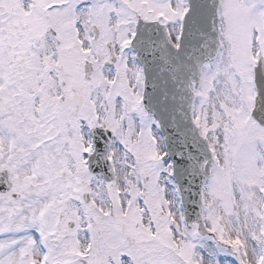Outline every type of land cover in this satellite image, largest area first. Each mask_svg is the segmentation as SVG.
<instances>
[{
    "label": "snow or ice",
    "instance_id": "obj_1",
    "mask_svg": "<svg viewBox=\"0 0 264 264\" xmlns=\"http://www.w3.org/2000/svg\"><path fill=\"white\" fill-rule=\"evenodd\" d=\"M0 264H264V0H0Z\"/></svg>",
    "mask_w": 264,
    "mask_h": 264
}]
</instances>
